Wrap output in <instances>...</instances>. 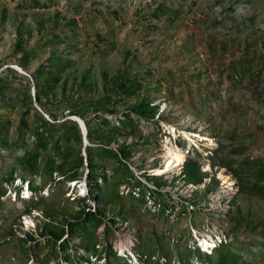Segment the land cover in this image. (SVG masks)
Masks as SVG:
<instances>
[{
    "label": "rangeland",
    "instance_id": "1",
    "mask_svg": "<svg viewBox=\"0 0 264 264\" xmlns=\"http://www.w3.org/2000/svg\"><path fill=\"white\" fill-rule=\"evenodd\" d=\"M19 1L0 0V11L2 7L7 8L6 20L0 24V69L10 66L32 79L33 69L39 63L46 62L48 55L72 47L65 40L38 46L47 34L46 28L38 27L39 17L43 21L52 22L54 13L60 12L62 24L56 29L61 30L64 27L67 33L70 28L64 19L74 17L81 41L72 55L81 53L82 59L74 63L57 85V100L70 101L72 96L80 94L78 87L83 73L88 75L93 85V89L87 90L88 93L95 94L101 92L105 82L109 84L108 80L114 74L136 73L149 79L143 92L148 95L157 93L159 96L160 115L157 112L154 116V119H158L159 127L154 121L141 119V133L138 131L137 136L139 134L141 139L148 138L151 143L131 157L139 159L140 154L143 156L142 159L135 160V172L143 180L146 178L142 174L144 172H163L170 179L173 173H177L180 163L163 171L168 146L180 147L184 157L200 160L202 169L209 172L204 180L211 182L213 178L217 179L216 190L206 193L211 202L205 210L209 211L206 214L211 218L208 217V222L204 220L205 230L200 233L212 236L213 232L217 234L219 231L224 234L228 225L234 222L232 217H228L240 213L245 220L251 219L258 223L252 229H243L245 231L242 230V234H235L231 240V247L241 253L238 262H264V233L258 230L264 223V179L261 180L263 188L256 190L251 183L256 178L258 168H246L242 175L247 182L245 189L241 190L237 175L231 167L210 163L215 150L221 147L222 152L227 153L231 147L236 146L240 147L239 152L231 153L229 150L230 157L234 158L232 167L243 159L252 157H261L264 160V65L261 66L260 77L254 84H250L248 77H245L233 87L227 77L228 65L238 59L244 50L254 53L252 47L264 39V0H164L167 4L182 6L181 13L170 22L163 20L164 15L160 21L147 16L156 3L162 0H54L47 7L39 8H19L16 5ZM114 9L116 13L112 12ZM17 26L20 29H29L30 35H26L28 30H23L25 43L36 45L35 55L27 66H22L24 72L16 67L21 51H14L13 48L18 34ZM96 47L102 49V52L95 51ZM257 54L255 52L252 57V64L257 65L256 68L260 66L255 62ZM158 84L160 91L155 89ZM31 89L33 92L32 80ZM138 97L133 96V100ZM34 104L40 106L36 101ZM0 113L11 119L12 135L20 114V106L1 107ZM70 116L72 114L64 117ZM109 116L114 117L112 114ZM194 132L201 137L192 136L189 139L187 133ZM177 137L182 145L176 142ZM127 139L129 141L131 135ZM184 139L191 141L193 145L198 144L203 157L193 150L186 153L185 147L190 146H184ZM112 143L111 141V146ZM11 150L13 148L0 150V180L14 163ZM18 181V177L13 183L1 181L5 192L0 195V264H39L46 247L39 253L34 248L24 251L20 240L28 241L31 234L40 243L43 242L45 237L40 231L44 217L51 214L50 217L54 220L62 221L64 211H71L78 206L81 194L86 201H95L88 196L89 188L83 174L73 180L62 181V192L57 184L48 185L46 176H37V183H41L43 187L40 191L43 203L32 208L29 213H22V200L14 184ZM200 183L198 192L192 195L185 192L181 178L165 188L170 189L175 201L180 194L184 199L191 200L204 193L205 186ZM214 191L220 193L222 198H211ZM23 194L30 196L33 193L25 190ZM147 207H153V203L148 202ZM147 207L142 203L137 204L134 207L135 213L128 218L129 223L113 224V243L124 253L129 251L132 244V232L141 235V239L154 236L157 239L159 231L165 230L167 236L164 242L159 243L165 248L172 247L176 252L174 234L182 228L190 227L192 222L181 219L180 222L173 223L171 217L163 220V212L161 217H155ZM218 211H226L227 217H220L217 215ZM98 230L102 231V228L99 226ZM155 240L151 242L154 243ZM180 247L182 249L183 245ZM196 256L198 255L193 254L190 257L196 259ZM61 258H52L50 263L64 262ZM173 261L180 263L176 259Z\"/></svg>",
    "mask_w": 264,
    "mask_h": 264
},
{
    "label": "trees",
    "instance_id": "2",
    "mask_svg": "<svg viewBox=\"0 0 264 264\" xmlns=\"http://www.w3.org/2000/svg\"><path fill=\"white\" fill-rule=\"evenodd\" d=\"M53 1L20 0L16 5L19 8H39L47 7ZM181 10V4H167L162 0L156 3L147 16L160 21L161 16L164 15L163 20L170 22L181 13ZM112 12L116 13V10ZM6 17L7 8L2 7L0 24L5 22ZM61 18L58 11L54 13L52 22L51 20L43 21L39 17L38 27L46 28L47 34L38 46L43 47L65 40L72 45L71 48L48 55L46 62L39 63L33 69L32 79L16 72L10 66L0 69V108L20 106V114L12 135L11 119L0 113V150L13 148L11 151L14 159L9 170L1 176L0 195L5 192L1 181L7 184L13 183L17 177L27 180L28 188L33 194L28 197L18 195L23 205L21 212L27 213L43 203V198L40 196L43 187L41 183H37V176H46L47 184H57L62 192V181L73 180L83 174L89 188L88 196L95 202L86 201L85 196L81 194L78 206L71 211H64L62 221L54 220L50 217L51 214L46 215L40 231V234L45 237L44 241L40 243L39 239L30 234L28 241L20 240L24 251L34 248L35 252L39 253L46 247L43 258L39 259V264H52L50 259L58 256H61L64 262H57V264H178L174 263L175 259L180 262L179 264H191L192 257L190 256L193 254H197L204 264H264L262 261L260 263L238 262L241 253L231 247V240L235 234H242L243 229L247 227L252 229L258 223L251 219L245 220L239 215V210L238 215L231 214L228 217H232L234 222L230 223L228 220L230 223L228 229L224 235L219 233L218 238H215L216 243L210 250L200 249L193 240L191 227H186L173 236L177 247L176 252L171 249L172 247L165 248L159 243L164 242L167 236L165 230L159 231L160 235L157 239L156 236L141 239V235L132 232L134 236H132L130 246L131 253L119 251L113 243L115 237L113 224L116 222L129 223L128 218L135 213L134 207L137 204L142 203L144 207H147L148 202L151 201L153 207L147 208L155 217H161V212H163V220L171 217L172 222L175 223L184 219L192 222L193 227L204 228V220H207L206 213H208L205 209L211 202L206 197V193L217 188V179L207 181L204 193L200 196L185 201L183 195L180 194L175 201L172 198L173 193L165 186L173 184L177 178H181L184 182H202L209 172L202 169L200 160L185 157L181 171L173 173L170 179L163 174L144 172L142 174L146 178L143 180L140 174L135 172L133 164L135 160H140L143 156L140 154L139 159H131V157L151 143L148 138L141 139L139 134L137 136L138 131L141 133V119L154 121L159 127L158 119H154L159 110V96L157 93L148 95L143 92L150 80L140 74H114L112 79L108 80L109 84L105 82L101 92L95 94L88 93L87 90L93 89V85L88 75L83 73L78 87L80 94L72 96L70 101L57 100L55 93L57 85L62 82L65 73L74 63L82 59L81 53L77 56L72 55L81 41L76 19L74 17L64 19L70 28L67 33L64 27H61V30L56 29L62 24ZM16 30L18 34L13 48L14 51H21L17 61L19 65H17L22 68V66H27L35 55L36 45L25 43L23 30H28L26 35H30L29 29H20L17 26ZM262 48L264 49V39L252 47L254 53H250L248 49L244 50L238 59L228 65L227 77L231 86L236 87L245 77H248L250 84L257 82L260 77V68L264 65ZM94 50L102 52L99 47ZM255 52L258 53L255 61L260 64L258 68L255 67L257 65L252 64ZM31 80L34 85L33 92ZM155 89L160 91V85L155 86ZM137 95L139 97L133 100V96ZM35 101L51 119L45 117L42 110L35 106ZM68 114H78L83 118L87 128V143H83V134L77 120L64 117ZM111 114L114 117H110ZM157 114L159 116L160 111ZM161 116L163 117L162 114ZM60 117L64 118L60 119ZM128 135H131L129 141ZM178 136L182 135L178 134ZM111 141H115L117 145L111 146ZM176 142L182 145L179 137ZM183 144L190 146L185 147L187 152L193 150L198 156L203 157L202 152L189 140L184 139ZM229 150L231 153H237L240 147H231ZM229 150L227 153L222 152L221 147L215 150L213 160L209 159L210 163L212 165L220 163L231 167L237 175L241 190L245 189L247 182V180L244 181L242 172L246 168H258L251 186L260 191L263 188L261 180L264 179L263 158L243 159L232 167L234 158L230 157ZM16 187L20 188L19 185ZM9 190L11 191L10 188ZM197 192L195 189L193 194ZM218 212L217 215L223 218L228 215L226 211ZM99 226L102 231L98 230ZM258 230L264 233V223L263 227H259ZM153 240H155L154 243L151 242ZM181 245H183L182 249ZM100 259L103 260L100 262Z\"/></svg>",
    "mask_w": 264,
    "mask_h": 264
},
{
    "label": "clouds",
    "instance_id": "3",
    "mask_svg": "<svg viewBox=\"0 0 264 264\" xmlns=\"http://www.w3.org/2000/svg\"><path fill=\"white\" fill-rule=\"evenodd\" d=\"M80 129H81V127H80ZM82 132V131H81ZM82 134H83V132H82ZM199 140H201L200 138H199ZM88 142V141H87ZM87 142H84V137H83V143H87ZM191 142V141H190ZM201 142V141H200ZM192 143V142H191ZM194 146H196L198 149H199V146H198V144H194ZM185 152L187 153V149L185 148ZM184 159H185V157H184ZM184 159L182 160V162L180 163V166H182V163H183V161H184ZM154 174H165V173H163V172H159V173H156V172H153ZM177 173H179V172H177ZM19 178V181L17 182V183H15L14 182V184L15 185H19L20 186V188L19 189H17L18 190V194L19 195H21V196H24V197H28V195H26V194H23V192L25 191V190H29V188H28V184H27V180H23V179H21L20 177H18ZM16 179V178H15ZM145 180V179H144ZM24 183H25V185H24ZM205 186V185H204ZM216 190V189H215ZM30 191V190H29ZM213 191V190H212ZM27 213H29V212H27ZM208 222V221H207ZM205 226H206V223H205ZM191 227V234H192V236H193V240H195L196 241V243L198 244V246L200 247V249H203V250H210L212 247H213V245L216 243V241H215V238H218V236L217 235H220L219 233V231H217V234L216 233H212V236H211V234H210V236H206V235H204V234H202V233H200V232H203V230H205V227L204 228H199V233H197V235L195 236V234H194V232H193V230H192V228H193V226H190ZM218 229H220V228H218ZM225 233V232H224ZM222 234V233H221ZM224 235V234H223ZM212 240H213V244H211V242H212ZM206 244H208L207 245V247L205 248L204 246L206 245ZM128 253H131V251H130V249H129V251H128ZM196 259H194L193 257L191 258V260H190V263L191 264H193V263H199V264H204L203 263V260L201 259V258H199L198 256H196L195 257ZM199 258V259H198Z\"/></svg>",
    "mask_w": 264,
    "mask_h": 264
},
{
    "label": "bare ground",
    "instance_id": "4",
    "mask_svg": "<svg viewBox=\"0 0 264 264\" xmlns=\"http://www.w3.org/2000/svg\"><path fill=\"white\" fill-rule=\"evenodd\" d=\"M18 66V65H17ZM19 67V66H18ZM21 68V67H19ZM172 125V124H171ZM179 130V129H178ZM191 132V131H190ZM192 136H200L199 134H197V132L193 133V134H189L187 133V137L190 139L192 138ZM201 137V136H200ZM195 138V137H194ZM193 138V139H194ZM166 159L164 161L165 163V167L163 168V171L166 169H169L170 167H175L176 165H178L179 163L182 162V160L184 159V152L181 150L180 147H173V146H168L167 150H166ZM178 167V166H177ZM209 168V167H208ZM158 170V169H157Z\"/></svg>",
    "mask_w": 264,
    "mask_h": 264
},
{
    "label": "built area",
    "instance_id": "5",
    "mask_svg": "<svg viewBox=\"0 0 264 264\" xmlns=\"http://www.w3.org/2000/svg\"><path fill=\"white\" fill-rule=\"evenodd\" d=\"M112 142H113L112 143V146L115 147L117 145V143L115 141H112ZM180 171H181V166L179 165V168H178L177 172H180ZM164 175L166 176V174H164ZM182 181H183V186L185 187V192H187L189 195H192L193 191L195 189H197V187L200 186V184H201V183L184 182V180H182ZM206 182L207 181H205V180L202 181V183L204 185H205ZM149 184L152 185L151 183H149ZM211 198L221 199L222 197H221V194L220 193L214 191V193L211 194ZM185 201H189V200H186L185 199ZM208 213H209V211H208ZM206 216H207V214H206ZM208 217L210 219L211 216H207V221H208ZM192 230H193L195 236L197 235V233H199V227L198 228L193 227Z\"/></svg>",
    "mask_w": 264,
    "mask_h": 264
},
{
    "label": "water",
    "instance_id": "6",
    "mask_svg": "<svg viewBox=\"0 0 264 264\" xmlns=\"http://www.w3.org/2000/svg\"><path fill=\"white\" fill-rule=\"evenodd\" d=\"M16 67H17V69H19L21 72H24V71L22 70V68H19V67H21V66L18 67V66L16 65ZM33 86H34V85H33ZM37 107H38L40 110H42L40 106L37 105ZM42 112H43V114L45 115V117L51 119L47 113H45L43 110H42ZM70 117H71V118H74V119L77 120L79 126L81 127V131L83 132L84 142H87V141H88V138H87V128H86V125H85V122H84L83 118L80 117V115H78V114H72V116H70Z\"/></svg>",
    "mask_w": 264,
    "mask_h": 264
}]
</instances>
